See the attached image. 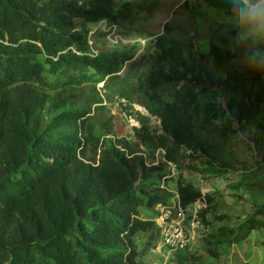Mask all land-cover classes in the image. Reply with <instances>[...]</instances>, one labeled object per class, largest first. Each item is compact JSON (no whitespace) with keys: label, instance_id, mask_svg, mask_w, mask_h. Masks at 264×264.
I'll return each instance as SVG.
<instances>
[{"label":"trees","instance_id":"trees-1","mask_svg":"<svg viewBox=\"0 0 264 264\" xmlns=\"http://www.w3.org/2000/svg\"><path fill=\"white\" fill-rule=\"evenodd\" d=\"M205 1L230 8L227 0ZM115 6L116 0H0V264H136V234L156 230L141 210L166 196L157 186L165 163L145 164L139 146L150 158L162 148L174 161L180 150L200 148L195 126L202 114L242 129L262 111L264 66L253 70L246 60L252 41L236 35L232 51L210 43L204 53L191 40L177 42L165 26L145 78L133 93L120 92L131 110L137 103L158 118L160 131L134 110L139 142L95 135L94 83L117 76L123 55L93 54L87 24L113 21ZM46 71L62 76L51 101ZM163 82L180 84L164 97ZM219 96L224 106L213 101ZM252 142L264 162L263 135ZM176 187L183 207L207 196L181 178ZM254 228H264V205L219 232L237 241Z\"/></svg>","mask_w":264,"mask_h":264},{"label":"rangeland","instance_id":"rangeland-1","mask_svg":"<svg viewBox=\"0 0 264 264\" xmlns=\"http://www.w3.org/2000/svg\"><path fill=\"white\" fill-rule=\"evenodd\" d=\"M114 17L113 21L106 19V23L87 24L89 29L96 28L88 42L93 54L100 49L123 55L116 61L117 76L111 79L106 76L94 83L100 102L90 105L93 132L100 138L139 142L134 136V127L139 123L132 111L138 110L140 104L132 103L131 110L120 92L133 93L137 80L145 78L156 50L155 41L165 32L164 27L169 28V34L177 42L191 40L194 47L204 53L210 43L232 51L237 28L231 22V8L224 10L205 0H116ZM110 24L115 26L117 40L107 30ZM252 50L264 53V43L252 42ZM234 62L237 68L244 67L241 60ZM87 72L92 77H100L92 68H87ZM45 74L51 86L44 91L51 101L62 76L48 71ZM178 85L163 82L160 91L164 97H170ZM213 101L224 106L220 96ZM98 104L104 108L97 111L95 105ZM150 123L153 129L160 131L158 118ZM104 124L112 128L111 133L105 131ZM256 134L264 137V106L254 121L242 129L235 121L228 129L219 121L201 115L195 135L204 150L195 147L193 154L190 149L180 150L174 161L168 160L170 164L163 161L162 171L166 174L157 185L166 193L165 203H170L174 197L178 178L207 195L204 201L197 200L194 205L199 221L194 238L166 257L164 247L157 249L155 229L139 231L135 236L136 264H264V228L251 229L237 241L232 240V236L223 239L219 232L221 228L235 227L256 207L264 205V162L252 142ZM139 147L146 162L161 160L158 148L150 158L144 147ZM91 149L87 150L89 156ZM154 214V209L141 210L143 218H152Z\"/></svg>","mask_w":264,"mask_h":264},{"label":"built area","instance_id":"built-area-1","mask_svg":"<svg viewBox=\"0 0 264 264\" xmlns=\"http://www.w3.org/2000/svg\"><path fill=\"white\" fill-rule=\"evenodd\" d=\"M97 22L98 24L101 22L106 23L105 19H101ZM95 30L96 28L89 29L88 35L95 32ZM107 30H110L109 33L113 35L115 39L117 38L118 35L115 33V26L113 24H110ZM88 42H90V39H88ZM159 152L161 153V161H165L170 164L164 156V149L158 148L157 153ZM144 162L147 165L157 164L158 159L151 161L150 163L145 160ZM195 203L196 201L190 204V206L183 207L180 203L179 194L175 191V195L170 203L157 202L155 204V214L151 219L158 233L157 249H159L160 246L164 247L166 257L170 252L177 251L178 249L184 247L191 239L194 238V229L198 227L199 224L196 215L197 209L194 206Z\"/></svg>","mask_w":264,"mask_h":264},{"label":"clouds","instance_id":"clouds-1","mask_svg":"<svg viewBox=\"0 0 264 264\" xmlns=\"http://www.w3.org/2000/svg\"><path fill=\"white\" fill-rule=\"evenodd\" d=\"M231 8V22L237 28L238 38L264 43V0H227ZM253 70L264 66V53L252 52L246 57Z\"/></svg>","mask_w":264,"mask_h":264},{"label":"water","instance_id":"water-1","mask_svg":"<svg viewBox=\"0 0 264 264\" xmlns=\"http://www.w3.org/2000/svg\"><path fill=\"white\" fill-rule=\"evenodd\" d=\"M138 110H139L141 113L147 115V116L150 118L151 121H154V120H155V116L151 115V114L147 111V109H146L144 106L140 105V106L138 107Z\"/></svg>","mask_w":264,"mask_h":264},{"label":"bare ground","instance_id":"bare-ground-1","mask_svg":"<svg viewBox=\"0 0 264 264\" xmlns=\"http://www.w3.org/2000/svg\"><path fill=\"white\" fill-rule=\"evenodd\" d=\"M140 106V105H139Z\"/></svg>","mask_w":264,"mask_h":264}]
</instances>
